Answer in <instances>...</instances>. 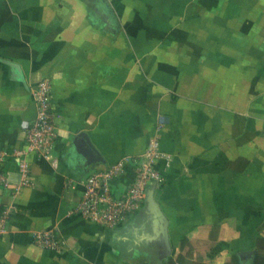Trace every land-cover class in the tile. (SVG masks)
<instances>
[{
    "label": "crops",
    "instance_id": "0c3cea01",
    "mask_svg": "<svg viewBox=\"0 0 264 264\" xmlns=\"http://www.w3.org/2000/svg\"><path fill=\"white\" fill-rule=\"evenodd\" d=\"M44 78L55 168L16 154ZM159 119L173 159L144 208L111 228L74 213ZM0 176V264H264V0H0Z\"/></svg>",
    "mask_w": 264,
    "mask_h": 264
},
{
    "label": "built area",
    "instance_id": "2783aa9c",
    "mask_svg": "<svg viewBox=\"0 0 264 264\" xmlns=\"http://www.w3.org/2000/svg\"><path fill=\"white\" fill-rule=\"evenodd\" d=\"M31 93L37 114L24 127L25 148L16 154L33 152L55 168L58 164L55 156L58 131L52 108L50 80L44 78L36 83ZM164 127L165 122L159 119L142 154L125 156L90 173L83 181L82 196L73 212L107 228L121 225L139 213L146 204L148 192L152 188L162 187L168 180L160 166L161 163L165 167L169 166L173 159L172 155L162 150L161 133ZM20 168L21 185H30L27 163L21 161ZM3 229V221L0 220V234ZM34 242L48 250L59 251L63 248V242L51 230L37 233Z\"/></svg>",
    "mask_w": 264,
    "mask_h": 264
},
{
    "label": "water",
    "instance_id": "95a60500",
    "mask_svg": "<svg viewBox=\"0 0 264 264\" xmlns=\"http://www.w3.org/2000/svg\"><path fill=\"white\" fill-rule=\"evenodd\" d=\"M150 197H151V190L148 192V196H147L146 202H148V200L150 199Z\"/></svg>",
    "mask_w": 264,
    "mask_h": 264
}]
</instances>
